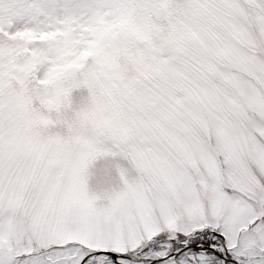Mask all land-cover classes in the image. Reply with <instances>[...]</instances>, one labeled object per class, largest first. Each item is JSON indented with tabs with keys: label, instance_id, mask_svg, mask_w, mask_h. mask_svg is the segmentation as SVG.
<instances>
[{
	"label": "snow or ice",
	"instance_id": "obj_1",
	"mask_svg": "<svg viewBox=\"0 0 264 264\" xmlns=\"http://www.w3.org/2000/svg\"><path fill=\"white\" fill-rule=\"evenodd\" d=\"M0 264H264V0H0Z\"/></svg>",
	"mask_w": 264,
	"mask_h": 264
}]
</instances>
